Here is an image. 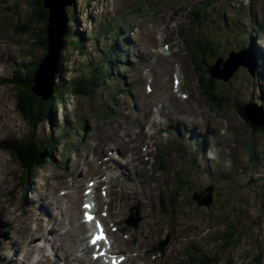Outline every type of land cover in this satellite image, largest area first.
<instances>
[{"label": "rangeland", "instance_id": "374dc122", "mask_svg": "<svg viewBox=\"0 0 264 264\" xmlns=\"http://www.w3.org/2000/svg\"><path fill=\"white\" fill-rule=\"evenodd\" d=\"M1 1H3L10 9H15L14 12L17 21L13 23V26H22V34L14 33L13 35L14 39L19 44L18 50L14 52L13 63L16 67H20L21 62L28 63L31 61L29 65H33L44 55V51H42L38 43L36 34L43 33V35H46V39L48 38L46 30H44V24L40 22V15L32 13V0ZM105 1L108 2L107 6L102 3L98 4L96 9H94L93 14L97 18L95 22H89V17L86 15V11L89 7H84V5L80 3V8L84 13V15L80 16V22L83 26V30H87V32H90L92 29L97 31L99 27L98 23L101 19H111L114 14H121L126 9H131V7L135 8L136 6V0ZM199 1L200 0H194L193 3ZM231 1L235 2L236 0ZM251 7L255 10L254 15L257 20L264 25V0H253ZM187 12H189V9L183 8L179 10V13ZM206 12L210 13L208 9ZM155 16L157 17L156 22L158 26L161 22L158 19L157 12L155 13ZM173 19H176V17ZM132 25H135L134 21L130 23V26ZM233 25L236 26V23L233 22ZM240 25L246 26V20L243 19V23ZM178 26L180 27V24H178ZM23 28L29 29L23 31ZM120 29L126 31L128 27H125L124 30V28L120 26ZM250 31L251 28H249L248 32ZM235 36L240 39V33L237 31L231 41L228 40L226 42L225 34L220 39L214 38V40L218 42L217 44L221 46V52L223 54L220 53V55L224 56L227 52L230 53L231 49L234 51L239 50L241 40L238 38L235 40ZM113 38L114 35H107V37H103V40L101 41L102 43H99L98 47H95L93 42L90 46L87 44L83 54H78L75 49L72 50L70 47L64 50L62 61L65 64L60 77H58V82H69L76 76V74L81 75L85 71L88 72L89 67L84 64L87 62L94 61L95 66L99 69L98 65L102 60V50L104 52V56H113L112 51H110ZM125 39L126 37L123 38V42ZM141 41H143V37ZM165 41H169L171 44L170 37L166 36ZM152 42L153 41L151 40L150 43ZM83 43H85V41H83ZM246 43L249 42L247 41ZM259 48L264 54V35L261 38V45ZM121 52L123 53L124 51ZM126 52L128 57L129 52ZM171 57L176 60L177 67L182 68V87L184 91H190L192 97H199L197 95L196 88L194 87L196 86V82H193L192 80L191 75H193V71L190 67L192 61L186 47L183 48L182 52L179 53L178 56H175L174 53H172ZM247 58L248 57L246 55H242L237 63H240ZM213 60L214 58L210 57L209 63H213ZM166 64L167 60L165 61V65ZM5 67L6 71L3 74L0 71V75H2V77H0L2 78L0 81L12 78V72L15 68H11V66ZM170 67L171 65L167 67L165 66L162 70V72L167 74L169 77ZM117 70L118 73L128 71V69L123 68H117ZM248 73L249 72L246 71V69L240 71L238 69L233 78L229 81L228 86L232 87L231 89L235 92L237 91V93L236 95H230L231 102L229 103V106H226L225 109L227 111L225 113H221L213 108V111H209L205 108L206 114L203 117V125L207 128V130L211 131L210 134L213 135L215 143L219 145L221 139H224L225 141H232L231 150L216 154L211 157V160H207L205 158L202 159L201 155H199V157L193 161V158L186 157L185 154H182L185 158L179 161L166 149L168 157L167 161H165V166H167V169L166 171H158L151 166H145L146 161L142 158L140 148L138 147L137 150L139 154L134 153L136 154V157H139V159L132 164L134 168L129 165L128 170L125 167L121 169V174L124 177H128L131 183V185L126 189V192H131V189L133 188L137 195L141 197V199L139 197H135L131 198V200L135 203L141 201L143 208L142 213L145 218L143 228L139 227V229L135 232L139 240L135 245L127 248L130 254L133 255L138 251L144 252V250L140 248H153L158 243L164 241L166 236L171 233L172 242L163 254L165 260L162 264H181L183 257H186V253L189 254V262H191L190 257L196 254L210 257L216 256V258H218L219 254H222V251H220L219 254L217 253V255L212 252L217 250V248L223 244L221 239L229 235V228L235 227L236 235L234 238L239 241L240 245H237L238 242L235 244L233 243V246L231 245V251L236 249V253L241 254V261H239L236 257H230L228 259L221 257L218 258L219 262H217V264H233V259L237 262V264H254V262L250 261H253L255 258H258L256 264H264V260L263 262L262 260H259V256L264 257V129L257 130L256 132L247 131V133L245 131H240V134H237L240 127L245 128V130L247 129L243 125L245 123L244 120L241 118L236 109L235 98H238L242 104L247 103L248 101L253 102L254 100L259 102V97L261 94H264V82L261 84V87L256 84V87L254 88V82L248 80ZM179 76L181 77V72L179 73ZM222 87L226 92L227 86H224L223 83ZM100 91H104L100 94L104 100V95L110 92V84H107L106 87V83L104 82L100 90H97L92 94L91 101L82 99L81 95H78L77 97H67L68 93H57L56 91H54V93L46 100H42L41 96H37L43 102L53 99V102H55L56 107L58 108L57 111L60 114V122L57 130L63 129V137L65 138L63 146L58 150L60 162L62 160L64 162L66 161L64 159V154L71 150L76 153V149L80 147H76V142L78 141L76 134L78 130L76 131L75 129L80 130L82 124L88 125V127L89 125L94 126L92 119H94V117L95 119L96 117L98 118L101 114L98 113L99 108L96 107L95 111L94 107V105L99 103L96 101L97 97H94V95ZM8 92L11 95L12 92L10 90ZM62 96L65 97L64 103L59 100ZM10 97L12 100L10 101L8 98L6 103L10 106V113L16 116L19 124L24 128L26 134L30 137L32 132L27 129L23 122L22 115L14 107L17 92L13 93ZM200 103L202 104V107L200 108L202 111L204 109L203 99L200 100ZM106 106L108 105L106 104ZM0 109L5 110L2 105H0ZM87 114L91 117L89 118ZM82 117L86 118L84 123L83 121L80 122ZM55 122H57V118H55ZM221 128L228 129L227 136L224 137L220 135ZM51 130L52 127L50 124L41 126L38 131L39 138L43 139L45 136L50 135ZM251 134L257 135L256 138L252 139ZM119 136V134H115L114 136L108 138L106 146L104 141H102L101 146H104L105 154L110 149L121 147L118 140ZM132 142L134 144L133 147L137 146L135 141ZM69 147H72V149L70 150ZM225 147L226 145L223 146V148ZM218 150L219 148L216 146H213L211 149V151L215 153H218ZM75 153L67 160L66 168L72 163ZM5 159L8 163L6 166L9 168L7 174L9 175L13 185L17 178L16 176L20 175V167L13 161L16 160V158L5 155ZM184 162H186L185 166ZM192 165L193 168L190 171L188 169L183 170L181 174L182 178L177 179L175 177L174 174L178 173L179 170L181 171L183 166L185 169V167L189 168ZM189 173L190 175L187 179L186 175ZM41 180L42 179H39V182ZM210 186L214 187V203L212 204V208L208 209L206 206H198L197 203L192 200V197L196 192L203 191ZM164 191H166L165 199L163 194ZM39 192L40 191H37L38 194H40ZM33 195L34 194H32V197ZM160 196L162 197L160 198ZM173 197L176 198L174 204L171 203V198ZM159 198L161 208L160 212L159 207L157 206ZM128 201L129 198L127 200L124 198L119 202L120 204H123V214L125 213L124 208L126 207ZM162 213H164V216H162ZM236 220H238V223L234 224V221ZM10 221H12L11 218ZM21 222H23V219L15 221V224L18 225L15 228L17 232H13L12 243H16V246L21 244L22 241L23 228L20 225ZM11 224L13 225V222H11ZM26 227L27 225H25V228ZM253 227L254 230H251ZM208 229H212V231L208 233ZM242 239H245L247 243H244ZM185 245H187V247H185ZM132 255L130 264H136L140 259L137 257L135 258ZM59 259L61 260V258ZM61 262L62 263L60 264H65L64 260H61ZM142 264H153V261L148 257L144 262L142 260Z\"/></svg>", "mask_w": 264, "mask_h": 264}, {"label": "trees", "instance_id": "16d2710c", "mask_svg": "<svg viewBox=\"0 0 264 264\" xmlns=\"http://www.w3.org/2000/svg\"><path fill=\"white\" fill-rule=\"evenodd\" d=\"M34 5L37 6V11L36 14L40 15V22H45V26H44V30H46L47 27V19H48V10L45 8V0H36L34 2ZM260 32H262V29H259ZM79 34V32H78ZM42 35L41 36V41H40V45L42 46L43 50L48 53V49H47V41H46V35ZM79 37V35H78ZM196 48L200 51V56L204 59L206 57V55L208 53H210V55L212 56L214 53L215 48L213 47V45H209L207 42H200L196 45ZM253 53V52H252ZM199 54V53H198ZM198 62L200 63V67H201V62L198 59V56H196ZM40 62V61H39ZM39 64V63H38ZM206 67L209 68L210 64H206ZM36 70V69H35ZM35 70H31L28 76H25L21 82H19V79H16L15 81L17 83L20 84V86H18L20 89H17V91L19 92V105L18 108L22 113V116L25 118V120L30 119L31 122H33L34 124L39 123L41 121H47L49 119V117L52 115V113L54 112L53 109V99L48 100L47 102H43L39 97H37L34 93H33V86H34V72ZM204 78L206 80V82L208 83L207 86V90L213 92V95L216 98H219V102L227 100V96H229V93L226 92H218L214 86L216 85V80H212L209 77H207V74L205 73ZM220 83V82H218ZM22 84V85H21ZM69 84H67L68 86ZM94 83H92L91 81H85L83 84L80 82L77 84V86H75L74 88V92L78 93L81 96H88L92 90H94ZM57 89V88H56ZM225 98V99H224ZM243 106L239 103V105L237 106V110L240 114V116L243 118V120L245 122H247V124L251 123L245 118V112L242 108ZM35 141V140H33ZM60 142V137L57 138V140H54L52 137L48 140L49 145L52 148V151H54V149L56 148L55 146L58 145ZM37 150L39 151V153L41 152V154L43 153L41 147H36ZM25 163V162H24ZM30 166L35 165L37 167H40L39 161L36 157H32L30 159V161L28 162ZM27 162L25 163L28 164ZM172 204H174V199H172ZM229 236H235V231L233 232H229ZM232 242V246H233ZM225 253H228L225 252ZM198 254H196L194 256V258L192 259V261L197 262L198 264H217L218 259L214 256L213 258H207L205 260H200L197 256Z\"/></svg>", "mask_w": 264, "mask_h": 264}, {"label": "water", "instance_id": "95a60500", "mask_svg": "<svg viewBox=\"0 0 264 264\" xmlns=\"http://www.w3.org/2000/svg\"><path fill=\"white\" fill-rule=\"evenodd\" d=\"M71 4V0H46L45 7L50 10V26L48 29L49 40V54L46 56L40 69H38L37 76L35 78L36 84L34 85V93L36 96H41L42 100H46L52 93L54 89V81L59 73V54L62 48V40L68 34L67 30V19L65 15V9ZM47 34V32H46ZM244 66L252 68L251 63H240L235 67V69L227 76H224V80H228L233 72L239 67ZM40 72H45L39 75ZM212 73L217 78H223V73L220 70V63L212 68ZM252 107L246 109V114L248 118L258 125H264V122L260 123L254 118L251 113ZM198 200V198H194ZM199 204H211V200H207L202 203L199 201Z\"/></svg>", "mask_w": 264, "mask_h": 264}, {"label": "bare ground", "instance_id": "6f19581e", "mask_svg": "<svg viewBox=\"0 0 264 264\" xmlns=\"http://www.w3.org/2000/svg\"><path fill=\"white\" fill-rule=\"evenodd\" d=\"M73 28L76 30L75 31V33H76V35L78 36L79 35V38H81L82 39V41H85V43L84 44H88V45H90L88 42H86V40H85V38L79 33L78 34V32H77V29L75 28V25L73 24ZM256 29H253V32L255 31ZM235 35V34H234ZM238 38V37H237ZM119 48V47H118ZM112 49H115V48H112ZM121 50H122V48H120ZM255 49H258V48H255ZM111 51V50H110ZM122 51H124L123 53H124V55H126V52H125V50L123 49ZM9 58H11L12 59V57H11V55L9 54ZM263 61H264V54H263ZM13 60V59H12ZM125 60V56H124V59H123V61ZM122 60H121V64H122V66H123V64H124V62H123ZM263 61H260L259 62V67L261 68V71H262V69H263V72L262 73H264V62ZM105 62V57H103V59L101 60V62H100V64H99V66H101L103 63ZM263 65V66H262ZM39 68H37V70H38ZM21 71H22V68H21ZM95 75H96V73H94ZM230 88H232V87H230ZM132 89H134L133 87H132ZM236 93H237V91H236ZM241 99V98H240ZM97 100L98 101H101V98L100 97H98L97 96ZM170 102H173L172 100H169ZM241 102V101H240ZM249 102V101H248ZM242 103V102H241ZM244 104V103H243ZM165 107V103H163V105H162V108H164ZM243 108V107H242ZM171 109H175V110H178V108H176V107H174V106H171ZM174 113V115L173 116H171V121H172V123L173 122H175V123H180L179 122V117H183V114H180V113H178V112H173ZM148 114H149V116H148V119L146 120V121H144L145 122V124H147V126H149L150 124H151V114H150V109H149V112H148ZM60 122V121H59ZM65 122V121H64ZM14 125V122H13V117L6 111V110H2V109H0V136H2V134H1V128H5V129H9V128H11V126H13ZM184 130H186V127H182V129H181V131H180V133L181 134H183L184 132H186V131H184ZM114 155H117V157L119 158V155L118 154H116V153H113ZM125 158V157H124ZM125 165H127V166H132V164L131 163H129V161H127V163L125 164ZM133 167V166H132ZM134 168V167H133ZM208 169V168H207ZM126 172V171H125ZM46 204H48L47 203V201H46ZM50 204L51 205H55V199L53 198V200H50ZM48 213H50V214H52V212H51V210H48L47 211ZM1 221L3 222V225H5V220H2L1 219ZM0 221V222H1ZM82 225H77V222L76 223H74V227H75V229H77V228H79V227H81ZM41 230H40V232L42 231V229H44L43 227H41L40 228ZM42 234V236L45 238V235L43 234V233H41ZM81 234H82V230H80V231H78L75 235H73V234H69V235H66V236H63L62 238H61V240L60 241H58V242H56V243H54L53 244V246L51 247V250L55 253V257H54V259H56V258H58V254H60L61 256V259L62 260H65V263L67 264V263H70V264H73V263H75L76 261L77 262H79V264H91V262H88L87 260H85L84 258H78L77 256H76V251L78 250V248L81 246V243H80V241H79V239H80V236H81ZM42 236L41 235H39V236H33L32 237V240H31V242H30V248L31 249H35L38 253H39V256H38V258H36V262L38 263L40 260H43V259H45L47 256H48V249H47V247H49L50 246V244L49 243H45V245L43 246L44 248H41L40 247V245H38L37 244V242H35V240L36 239H39L40 241H41V243H42ZM67 236H69V245H67L66 243H65V238L67 237ZM22 250V246H20V248H19V251H21ZM60 263H62L61 262V260H60ZM15 264H18V262H15Z\"/></svg>", "mask_w": 264, "mask_h": 264}, {"label": "snow or ice", "instance_id": "6c2138e0", "mask_svg": "<svg viewBox=\"0 0 264 264\" xmlns=\"http://www.w3.org/2000/svg\"><path fill=\"white\" fill-rule=\"evenodd\" d=\"M85 207L87 208L88 205H85ZM86 219H90V217H87V214H86ZM101 239H104V237L103 236H94L93 240H92V243L95 244L97 240H101Z\"/></svg>", "mask_w": 264, "mask_h": 264}]
</instances>
